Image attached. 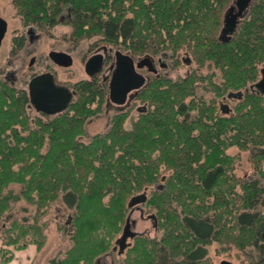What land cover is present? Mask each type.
I'll return each mask as SVG.
<instances>
[{
	"label": "trees",
	"instance_id": "trees-1",
	"mask_svg": "<svg viewBox=\"0 0 264 264\" xmlns=\"http://www.w3.org/2000/svg\"><path fill=\"white\" fill-rule=\"evenodd\" d=\"M231 1L13 0L25 26L48 29L64 21L74 39L98 36L132 56L186 50L197 66H213L221 77L217 82L194 69L180 79L154 78L139 91L142 105L130 126L131 110L118 112L109 130L88 142L80 140L86 123L108 100L100 79L77 82L68 108L45 118L29 114L27 90H0V218L21 199L37 209L32 221L3 224L2 263L31 244L39 253L47 241L45 217L62 202L75 212L62 226L70 229L72 245L60 264H97V257L116 252L133 209L130 198L146 192L142 204L162 235L135 236L123 264H212L206 257L213 241L254 247L264 264V97L247 92L224 114L217 106V98L243 91L259 76L264 0H254L223 41L219 33ZM201 83L215 97L200 96ZM234 146L251 150L252 175L234 173L238 158L227 152Z\"/></svg>",
	"mask_w": 264,
	"mask_h": 264
},
{
	"label": "rangeland",
	"instance_id": "rangeland-1",
	"mask_svg": "<svg viewBox=\"0 0 264 264\" xmlns=\"http://www.w3.org/2000/svg\"><path fill=\"white\" fill-rule=\"evenodd\" d=\"M231 3L232 1L230 4ZM65 13L67 12L65 11ZM0 15L8 21V30L0 48V78H3L8 72H15L17 80L13 81L12 84L18 88L27 89L31 76L36 72L44 71L48 63L50 69L54 70L61 82L65 81L73 84L78 80L89 78L84 70V61L96 48L104 45L102 42L98 41V36L83 38L80 40L74 39L71 35L72 27L63 21L52 28L37 29L36 33L38 36L34 37L33 41L28 39L22 50H20L19 53H15L12 52L13 34L17 31L26 33V26L23 25L20 16L17 15L13 0H0ZM64 18L65 17L63 16L62 20ZM14 30H16V32H14ZM50 50L67 51L71 53L74 58L73 64L66 68L55 66L48 58ZM186 52V50H182L175 56L171 54H168V56L162 55L166 64L165 67L162 68L163 75L172 79H180L181 77H185L191 72H194V69H197L199 75L211 74L214 80L220 82L221 75L217 68L210 65L199 67L193 61L191 64H187L184 61V58L190 57ZM33 56H36L37 60L30 68L29 61ZM175 58H179L181 63L178 65L175 64ZM197 90L200 96H203L207 101L215 97L213 93L205 89V83L199 84ZM229 93L225 94V99H223V97L217 98L219 113H223L220 104L221 100H224V103L229 104L231 109H234L236 106L238 102L237 98L228 97L227 95ZM141 105L142 104L138 99H134L129 105L119 110L116 109L114 105L105 103L102 112L87 121V135L81 137L80 140L88 142L93 135L106 133L111 126L112 116L118 112L131 110L130 116L125 124L126 126H130L131 119L138 115L139 107ZM28 112L31 116L44 117L43 113L36 111L32 105L28 107ZM227 152L231 155H236L238 158L234 170L236 176L248 177L253 174L254 168L250 159V149L240 150L238 147L234 146L229 148ZM13 187L15 191L21 190V185L16 184ZM150 189L151 188L147 189L148 193L150 192ZM36 210L34 204H30L24 199L15 202L12 209L3 218H0V230L2 225L12 218H18L20 220L27 218V220L29 219L32 221L36 214ZM74 212L75 208H71L62 202L56 203L51 207L45 217L50 223L46 229L47 241L44 247L39 251V257L41 259L51 255L53 252H67L71 247L72 240L70 238V229L68 227L63 228L62 226L70 220ZM152 212L153 211L150 207L144 204H139L138 206L133 207L129 216L136 220L135 230L149 237L159 238L162 235V231L154 226L155 220L152 216ZM60 226L62 227L61 229H59ZM119 236L120 234L118 237ZM128 241L132 242V239H128ZM249 250H252V252H248ZM258 255L260 254L254 247L239 250L236 247L221 244L218 241H213L207 246V257L211 260H209L210 263L213 264H220L222 260H230L234 264H253L252 262L258 264V261L260 260ZM250 256H252V259H250Z\"/></svg>",
	"mask_w": 264,
	"mask_h": 264
},
{
	"label": "water",
	"instance_id": "water-1",
	"mask_svg": "<svg viewBox=\"0 0 264 264\" xmlns=\"http://www.w3.org/2000/svg\"><path fill=\"white\" fill-rule=\"evenodd\" d=\"M252 0H234L232 4L226 9L223 16V25L219 34L220 39L229 40L236 31L241 17L247 14L248 8ZM236 4L238 9L236 11ZM8 22L0 16V48L2 41L7 32ZM51 59L64 67H69L73 64V57L65 51L52 50L50 52ZM115 67L109 80L108 99L112 103L120 106L136 97L139 91L146 85V77L138 68L147 64L151 65V56L144 57L135 61V58L128 52L121 49H116L114 52ZM34 62L32 58L31 63ZM104 56L101 53H95L88 57L85 62V71L89 76H93L103 69ZM262 78L256 83V87L264 94V69H262ZM75 92L66 86H58L54 81L52 73L46 72L33 77L28 83V95L30 104L36 111L55 115L65 111ZM242 91L230 92L228 97L240 98ZM147 200V193L142 192L132 196L128 202V207L133 208ZM136 236V232L132 229L129 218L123 228L122 234L115 240L113 250L124 252L130 246L128 239ZM221 264H234L229 260H224Z\"/></svg>",
	"mask_w": 264,
	"mask_h": 264
},
{
	"label": "flooded vegetation",
	"instance_id": "flooded-vegetation-1",
	"mask_svg": "<svg viewBox=\"0 0 264 264\" xmlns=\"http://www.w3.org/2000/svg\"><path fill=\"white\" fill-rule=\"evenodd\" d=\"M234 0H232L233 2ZM254 2V0H252V3ZM252 3L250 4V6L252 5ZM232 4V3H231ZM230 4V5H231ZM229 5V6H230ZM249 6V8H250ZM249 8H248V11H249ZM238 9V6L236 4V7H235V10L236 11ZM226 11V10H225ZM224 11V13H225ZM247 11V13H248ZM247 14H245L246 16ZM2 16V15H0ZM244 16V17H245ZM3 17V16H2ZM244 17H241V21L243 20ZM240 21V22H241ZM8 22V21H7ZM240 24V23H239ZM38 28H34L32 26H26V30L27 32L26 33H23V32H16V30H14V32H16L15 34H13V37H12V43H13V47L12 49L16 48L15 49V53H19L20 50H22V48L24 47L25 43L27 42V40L29 39L30 41H33V38L34 37H37L38 34L36 33ZM8 30V28H7ZM221 31V30H220ZM7 33V32H6ZM220 34V33H219ZM6 36V34H5ZM5 38V37H4ZM220 39V37H219ZM4 40V39H3ZM223 40V39H221ZM223 41H226V40H223ZM3 42V41H2ZM117 48H112V47H108L106 45H102L101 47L99 48H96L93 53H91V55L95 54V53H101L103 54L104 56V65H103V69L101 70V72L93 75V76H89L87 73V76L89 78L87 79H81V80H93V79H100L101 83H103L104 85L107 86V90L109 88V80H110V77L113 73V70H114V67H115V58H114V52ZM52 50L49 51L48 53V58L50 59V61L55 65V66H59V67H64V66H61L57 63H55L51 57H50V52ZM59 51V50H58ZM92 51V50H91ZM67 52V51H65ZM69 53V52H67ZM71 54V53H69ZM90 55V56H91ZM147 55V54H146ZM73 57V55H71ZM88 56V57H90ZM145 56V55H144ZM144 56H133L135 58V61H137L138 59L144 57ZM151 56V65L150 67L145 64L143 67L141 68H138V70L143 73L147 79L146 81V85L142 88L144 89L145 87H147L151 81L154 79V78H159L163 75V70L162 68L165 67V62L163 60V57L162 56H153V55H150ZM88 57L86 58V60L88 59ZM32 58H34V62L31 63V60ZM176 59L175 58V63H176ZM36 56H33L31 57L30 61H29V66L30 68L36 63ZM86 60L84 61V70H85V62ZM184 61L187 63V64H191L192 63V60L189 59V58H184ZM73 62H74V58H73ZM70 67V66H69ZM66 68V67H65ZM262 69H264V64L260 66V69H259V76L257 78V80L253 81V82H250L249 84H247L245 87H243L241 90L242 91V97L243 95H246L245 93L249 92V93H255V94H261L263 97H264V94H262L259 90H261V88H258L256 87V83L258 81H260V79L262 78ZM46 72H49V73H52L53 76H54V81L55 83L58 85V86H66L68 87L70 90H73L75 92L76 88H75V84L81 80H78L76 82H74L73 84L69 83V82H61L56 73L54 72V70H51L50 69V65L48 63V65L45 67L44 71L42 72H36L34 73L30 80L35 77L36 75H39V74H42V73H46ZM86 72V71H85ZM17 80V76H16V73L15 72H8L3 78H0V90L4 89L6 85H8L9 88L11 89H14V90H28V87L27 89H24V88H18V87H15L12 82L13 81H16ZM29 80V81H30ZM29 83V82H28ZM141 89V90H142ZM244 93V94H243ZM75 95V94H74ZM228 96V95H227ZM74 97V96H73ZM137 97V96H136ZM136 97H134L133 99L129 100L126 105L124 106H120V105H117L115 103H112L111 101L107 100V104H112L114 105V107L116 109H123L124 107H126L127 105H129L134 99H136ZM226 97V96H225ZM225 97H223V99H225ZM224 100H221L220 101V104H221V108H222V111L223 112H229L230 111V108H229V104L227 103H224L223 102ZM140 109V107H139ZM47 115V114H45ZM153 216V215H152ZM129 218V221L131 223V227L132 229L136 232V236L137 235H140V234H143V233H140L138 232L137 230H135V226H136V220L135 219H132L130 216L128 217ZM155 220V219H154ZM127 222V221H126ZM126 224V223H125ZM154 226H156V222L154 221ZM133 239V238H132ZM116 252H107L99 257L96 258V263L97 264H123L122 263V257L124 255L125 252H118V250H115ZM67 253L68 252H53L51 255L47 256V257H44V259H41L39 257V255H37L35 258H34V262L33 264H60L62 260H65V257L67 256ZM206 259H208V257H206ZM223 261V260H222ZM221 261V262H222ZM213 264V263H212ZM221 264V263H220Z\"/></svg>",
	"mask_w": 264,
	"mask_h": 264
},
{
	"label": "crops",
	"instance_id": "crops-1",
	"mask_svg": "<svg viewBox=\"0 0 264 264\" xmlns=\"http://www.w3.org/2000/svg\"><path fill=\"white\" fill-rule=\"evenodd\" d=\"M37 252L35 245L31 244L27 248L15 252L14 258L10 262L2 263L0 260V264H33L34 258L40 253Z\"/></svg>",
	"mask_w": 264,
	"mask_h": 264
}]
</instances>
